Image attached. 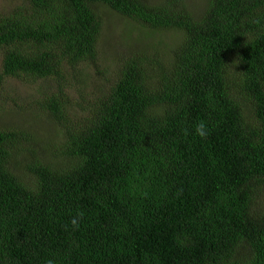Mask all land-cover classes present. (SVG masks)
I'll return each instance as SVG.
<instances>
[{
  "label": "trees",
  "instance_id": "trees-1",
  "mask_svg": "<svg viewBox=\"0 0 264 264\" xmlns=\"http://www.w3.org/2000/svg\"><path fill=\"white\" fill-rule=\"evenodd\" d=\"M16 1L0 17V88L92 78L101 10L140 46L113 58L80 123L65 93L48 99L28 128L49 131L31 132L42 150L0 131V264H264V0L197 13L185 0Z\"/></svg>",
  "mask_w": 264,
  "mask_h": 264
},
{
  "label": "rangeland",
  "instance_id": "rangeland-1",
  "mask_svg": "<svg viewBox=\"0 0 264 264\" xmlns=\"http://www.w3.org/2000/svg\"><path fill=\"white\" fill-rule=\"evenodd\" d=\"M155 2L157 0H147ZM189 9L194 13L199 12L204 0H185ZM20 2L16 0H0V17L10 13L14 6H19ZM103 12V34L100 47V54L96 64H89L90 75L92 78L85 80L84 83L78 85L76 80L68 79L67 85L54 82L49 79L45 81H27L26 79H6L0 88V131L14 130L22 134L23 140L30 141L33 139L31 132L36 136L39 134H47L49 131L40 126L33 131L28 128L31 122L38 118V113L44 110L48 99L56 92L65 93L66 98L63 99L65 113L71 115L73 123H80L87 116L84 109H88L99 98L105 95L109 90V85L116 77V65L113 60L120 52L124 45L140 46L135 39L136 33L132 35L131 40L125 44L126 35L134 32L131 26L127 24L119 15L109 10H101ZM102 17V16H101ZM149 37L142 41L149 42ZM122 40V41H121ZM162 41L167 44L171 43L169 36L162 37ZM135 41V42H134ZM1 60V57H0ZM1 63V61H0ZM95 80V82H92ZM83 86V87H81ZM58 97V96H57ZM53 135V134H51ZM35 140L31 147L40 151L41 144L35 145ZM35 146V147H34ZM38 147V148H36Z\"/></svg>",
  "mask_w": 264,
  "mask_h": 264
},
{
  "label": "clouds",
  "instance_id": "clouds-1",
  "mask_svg": "<svg viewBox=\"0 0 264 264\" xmlns=\"http://www.w3.org/2000/svg\"><path fill=\"white\" fill-rule=\"evenodd\" d=\"M193 134L200 139H206L210 135L209 128L205 121H199L196 123L193 127ZM83 219V213H78L77 215L73 216L71 220L69 221L70 227L73 230H77L80 225V221ZM48 264H52L51 261L48 262Z\"/></svg>",
  "mask_w": 264,
  "mask_h": 264
}]
</instances>
